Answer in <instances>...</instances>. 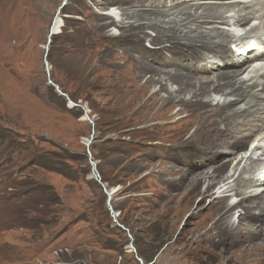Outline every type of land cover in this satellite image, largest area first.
<instances>
[{"label":"rangeland","instance_id":"374dc122","mask_svg":"<svg viewBox=\"0 0 264 264\" xmlns=\"http://www.w3.org/2000/svg\"><path fill=\"white\" fill-rule=\"evenodd\" d=\"M94 1L0 0V36L9 47L4 57L0 53V264H264V234L238 245L237 236L207 239L211 225L220 234L233 232L244 208H234L229 218L223 207H208L210 197L166 188L170 165L183 169L199 160L149 155L162 130L151 128L143 112L115 109L116 78L135 74L137 57L150 45L134 44L136 50L127 55L106 49L102 37L111 27L97 20L105 9ZM54 18L60 32L47 46ZM65 152L75 162L60 159ZM226 157L215 151L213 162L205 164ZM59 162L73 179L47 169ZM91 162L100 179L102 172L111 183L101 184L115 190L110 206L128 232L114 223ZM28 182L51 186L59 202L50 216L40 217L44 223L36 232L18 228L12 212ZM127 227L146 245L147 261L131 251L134 238ZM105 243L117 249H106Z\"/></svg>","mask_w":264,"mask_h":264},{"label":"bare ground","instance_id":"6f19581e","mask_svg":"<svg viewBox=\"0 0 264 264\" xmlns=\"http://www.w3.org/2000/svg\"><path fill=\"white\" fill-rule=\"evenodd\" d=\"M95 3L105 9L97 20L111 27L102 37L106 49L125 55L136 50L134 44L150 45L137 57L135 74L116 78L115 109L143 112L151 128L162 130L149 155L199 160L183 169L170 165L166 188L210 197L208 207H223L229 218L234 208H244L233 232L220 234L211 225L209 241L237 236L238 245L264 234V0ZM60 26L57 19L52 31L59 33ZM8 48L0 36L1 58ZM215 151L230 157L207 166ZM235 197L240 199L227 203Z\"/></svg>","mask_w":264,"mask_h":264},{"label":"trees","instance_id":"16d2710c","mask_svg":"<svg viewBox=\"0 0 264 264\" xmlns=\"http://www.w3.org/2000/svg\"><path fill=\"white\" fill-rule=\"evenodd\" d=\"M60 159H64L67 162H75V158L67 152L64 153V156H62L61 154ZM63 165L66 164L60 162L59 164L53 163L51 166H47V169L50 172L60 174L68 179H73L71 174H67L65 172V167H63ZM100 181L102 183H107L108 186L111 185V183H109L108 180L104 177L102 172H101ZM23 187L27 189V192L26 193L21 192V194L24 197V199L25 198L27 199L24 201V199L21 200V198L19 197L17 198L18 203L20 205L12 208V212L14 213V216L16 218L15 223L18 228L28 229L36 232L44 223L41 218L50 216V213H52L50 209L59 204L58 196L54 193L51 186L46 184H40V183L33 184L31 182H28L25 183ZM32 213L36 214L38 218H32L31 217ZM122 226L125 228L126 225L122 224ZM129 230L132 232V237L134 238L132 245L136 249L135 250L136 255L143 261H147L148 249L146 245L140 244L137 234L132 229ZM103 245H105L104 247H107L106 249H110V250L117 249V246H112V243L110 245L108 243H105Z\"/></svg>","mask_w":264,"mask_h":264},{"label":"water","instance_id":"95a60500","mask_svg":"<svg viewBox=\"0 0 264 264\" xmlns=\"http://www.w3.org/2000/svg\"><path fill=\"white\" fill-rule=\"evenodd\" d=\"M64 4H65V2H63L62 6H64ZM56 19H57V18H54V20L52 21V24H51V26H50V28H49V32H48V40H47V46H48V45L50 44V42H51V37H52L53 35L56 34V32L52 31V27H53V24L55 23ZM54 88L57 90V92L59 93L60 96L67 98L66 95H65L64 93H62V92L58 89L57 86L54 85ZM67 101H68V104H69L70 106L76 107V105H75L74 103H72L68 98H67ZM84 117L86 118V120H87L88 122L92 123L91 120H90V119L88 118V116L86 115V112H85V111H84ZM91 141H92V134H91V136H90V138H89V140H88V142H87V147H89V145L91 144ZM88 153H89V152H88ZM90 164L92 165V167H94V163L91 162ZM97 182H98L99 184H101V182H100L99 180H98ZM101 186H102L103 192H104V193L106 194V196H107V202H106V203H107V206H108L109 212H110L112 218H114V212H113V210H112V208H111V206H110V201H111V194H112V191L109 192V191L104 187V185H102V184H101ZM117 226H118L120 229H122L123 231L128 232V231H127L125 228H123L121 225L117 224ZM130 248H131V250L133 251V253H135V250H134L132 244H130Z\"/></svg>","mask_w":264,"mask_h":264}]
</instances>
